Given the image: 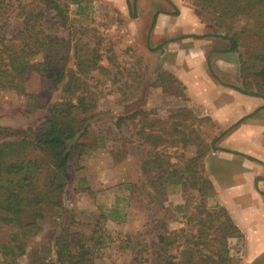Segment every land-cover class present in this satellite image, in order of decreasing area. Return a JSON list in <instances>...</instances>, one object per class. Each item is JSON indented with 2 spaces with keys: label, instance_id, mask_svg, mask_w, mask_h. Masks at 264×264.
Instances as JSON below:
<instances>
[{
  "label": "rangeland",
  "instance_id": "1",
  "mask_svg": "<svg viewBox=\"0 0 264 264\" xmlns=\"http://www.w3.org/2000/svg\"><path fill=\"white\" fill-rule=\"evenodd\" d=\"M183 1L213 32L236 36L244 54L264 50V4L259 15H249L243 7L245 0ZM77 3L65 2L66 26L51 11H46L41 26L68 40V66L82 71L76 85L91 91L97 104L75 136L74 141L82 146L71 153V180L62 195L52 198L55 201L30 210L41 213L36 220L41 230L29 240L27 253L15 264H57L55 241L63 232L78 234L87 245L97 236L104 240L94 248L92 264H178L188 250L194 252L195 261L201 259L199 264H218L220 240L215 235L209 242L211 247L202 243L192 248L184 242L198 227L192 216L193 206L201 203L195 189L183 194L187 203L182 207L173 204L169 197L174 192L167 188L169 183L163 184L165 175L158 176L153 164L160 156L170 170L183 167L209 148L217 137L214 126L194 116L185 100L179 103L165 96L175 89L164 73L163 93L158 87L143 86L154 78L155 61H148V65L133 48L137 43L125 36L121 24L109 19L103 9L90 7L84 0ZM40 7L38 0H0V29L6 38L20 29L26 13ZM56 86L45 75L31 72L26 77L25 93L0 90V128L9 129L17 139L31 137L48 113L46 108L27 110V102L35 98L47 107L60 101L62 84ZM249 89L259 91L254 82ZM119 117L124 121L117 125ZM8 138L0 132V142ZM8 234V228L0 226V241H6ZM224 240L231 260L228 264H240L243 233L239 229V234ZM1 263L5 264L0 255Z\"/></svg>",
  "mask_w": 264,
  "mask_h": 264
},
{
  "label": "trees",
  "instance_id": "2",
  "mask_svg": "<svg viewBox=\"0 0 264 264\" xmlns=\"http://www.w3.org/2000/svg\"><path fill=\"white\" fill-rule=\"evenodd\" d=\"M38 1L41 5L39 10L26 13L20 29L11 38H6L0 29V90L25 93L27 75L36 72L45 75L54 87L62 84L63 97L47 107L34 97L33 101L27 102V110L36 107L46 108L48 113L46 120L31 137L17 139L9 129L0 128L2 134L9 136L0 142V226H5L9 230L6 241H0V255L5 264H15L19 257L25 255L29 240L41 230L36 221L41 213L37 211L33 213L30 210L48 200H54L52 199L54 196L62 195L65 186L71 180L69 167L71 153L82 146V143L74 141L75 136L85 116H89L97 104L91 91L84 85L82 87L76 85L81 80L82 71L80 69L73 71L68 66L70 62L68 40L46 32L41 26L46 11L54 12L60 24L66 26L67 0ZM245 1L243 7L249 15L260 14L259 8L263 6L264 0ZM229 36L233 49L238 50L236 36ZM241 56L246 84L251 86L254 82L259 91L252 92L264 95L261 90L264 88V50L250 52L247 55L241 52ZM76 91L78 93L75 94ZM135 115L136 113L127 119H132ZM123 121L124 118L119 117L116 124L119 125ZM217 138L212 140L209 148L201 151L183 167L175 166L170 170L169 166L168 168L164 166L166 163L160 156L153 159V164L154 168L158 169V176L165 175L163 184H181L183 194L188 189H195L201 200L200 204L193 206L192 216L196 217L198 227L193 233H189L191 238L186 236L185 244L191 245L192 248H199L202 243L203 247H211L209 242L215 235L220 240V249L217 251L220 254L218 264H228L231 260L226 255L224 239L239 234V229L224 207L208 209L205 205V199L213 188L204 174L203 158L211 148H214ZM196 166H199V169ZM59 201L58 199L56 202ZM113 211L115 218H118L116 209ZM63 233L55 241L57 264H92V252L97 245H103L104 240L97 236L91 245H87L86 240L78 234ZM217 233L224 238H220ZM164 238L160 233L159 240L163 241ZM136 258L133 263H136ZM199 263L201 259L195 261L194 252L191 250H188L187 256L178 262Z\"/></svg>",
  "mask_w": 264,
  "mask_h": 264
},
{
  "label": "crops",
  "instance_id": "3",
  "mask_svg": "<svg viewBox=\"0 0 264 264\" xmlns=\"http://www.w3.org/2000/svg\"><path fill=\"white\" fill-rule=\"evenodd\" d=\"M84 1L121 24L147 64L155 61L154 78L143 86L163 93L164 73L175 89L165 96L185 100L194 116L214 126L218 138L203 158L213 188L205 200L225 207L243 233L240 264H264V95L249 90L241 49L234 50L229 35L213 32L183 0ZM167 188L174 192L169 201L187 203L181 184Z\"/></svg>",
  "mask_w": 264,
  "mask_h": 264
}]
</instances>
